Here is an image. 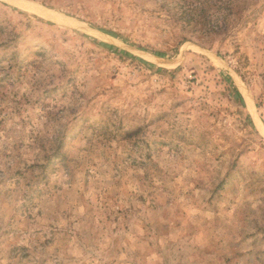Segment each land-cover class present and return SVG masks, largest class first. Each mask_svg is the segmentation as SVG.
<instances>
[{
	"label": "rangeland",
	"instance_id": "obj_1",
	"mask_svg": "<svg viewBox=\"0 0 264 264\" xmlns=\"http://www.w3.org/2000/svg\"><path fill=\"white\" fill-rule=\"evenodd\" d=\"M222 1L0 0V264H264V0Z\"/></svg>",
	"mask_w": 264,
	"mask_h": 264
},
{
	"label": "trees",
	"instance_id": "obj_2",
	"mask_svg": "<svg viewBox=\"0 0 264 264\" xmlns=\"http://www.w3.org/2000/svg\"><path fill=\"white\" fill-rule=\"evenodd\" d=\"M224 2V0L222 1V3ZM225 2L227 3H231V0H226ZM203 3H213V0H203ZM239 3H249V0H239ZM233 26V24H226V26ZM185 40V39H184ZM119 53H123L126 54L125 52H119Z\"/></svg>",
	"mask_w": 264,
	"mask_h": 264
}]
</instances>
